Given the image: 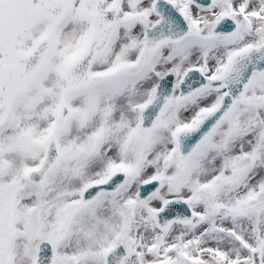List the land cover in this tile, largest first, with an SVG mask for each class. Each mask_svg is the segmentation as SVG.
Returning <instances> with one entry per match:
<instances>
[{"label": "snow or ice", "instance_id": "obj_1", "mask_svg": "<svg viewBox=\"0 0 264 264\" xmlns=\"http://www.w3.org/2000/svg\"><path fill=\"white\" fill-rule=\"evenodd\" d=\"M0 264H264V0H0Z\"/></svg>", "mask_w": 264, "mask_h": 264}]
</instances>
